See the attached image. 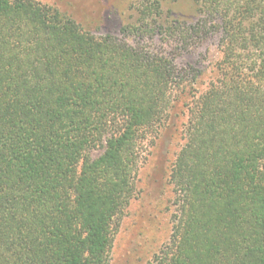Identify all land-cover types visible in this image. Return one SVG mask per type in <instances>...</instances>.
Here are the masks:
<instances>
[{"label": "trees", "instance_id": "16d2710c", "mask_svg": "<svg viewBox=\"0 0 264 264\" xmlns=\"http://www.w3.org/2000/svg\"><path fill=\"white\" fill-rule=\"evenodd\" d=\"M140 1L130 33L149 20L155 32L163 5ZM195 4L223 60L189 107L172 236L153 264H264V0ZM184 83L164 56L35 0H0V264H109L142 136Z\"/></svg>", "mask_w": 264, "mask_h": 264}, {"label": "rangeland", "instance_id": "374dc122", "mask_svg": "<svg viewBox=\"0 0 264 264\" xmlns=\"http://www.w3.org/2000/svg\"><path fill=\"white\" fill-rule=\"evenodd\" d=\"M74 20L98 38L112 37L129 46L164 56L183 73L185 91L168 121L142 136L141 159L134 197L117 222L109 264H153L170 244L176 208L170 183L173 165L185 145L184 129L189 107L206 94L218 76L223 60L220 35L199 31L201 19L195 0H158L162 17L155 29L130 33L140 21V0H35ZM102 151L92 152L93 159Z\"/></svg>", "mask_w": 264, "mask_h": 264}]
</instances>
